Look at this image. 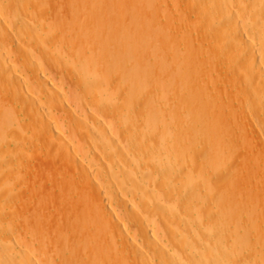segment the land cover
<instances>
[{"label": "bare ground", "instance_id": "6f19581e", "mask_svg": "<svg viewBox=\"0 0 264 264\" xmlns=\"http://www.w3.org/2000/svg\"><path fill=\"white\" fill-rule=\"evenodd\" d=\"M0 264H264V0H0Z\"/></svg>", "mask_w": 264, "mask_h": 264}, {"label": "rangeland", "instance_id": "374dc122", "mask_svg": "<svg viewBox=\"0 0 264 264\" xmlns=\"http://www.w3.org/2000/svg\"><path fill=\"white\" fill-rule=\"evenodd\" d=\"M244 40H245V39H244ZM246 47H247V41L245 40V41L242 43V46H241L242 51L246 50ZM36 106H37V105H36ZM17 107H18V106H17ZM16 138L18 139L19 137L16 136ZM17 139H16V140H17ZM62 139H63L64 141H63V140L61 141V138H60V139L57 140V142H58V141H61V142L64 144V142H66V141H65L64 138H62ZM17 141H18V140H17ZM19 141H20V140H19ZM59 144H60V143H59Z\"/></svg>", "mask_w": 264, "mask_h": 264}]
</instances>
